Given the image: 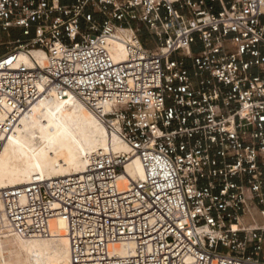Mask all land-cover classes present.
I'll return each instance as SVG.
<instances>
[{
	"label": "built area",
	"instance_id": "2783aa9c",
	"mask_svg": "<svg viewBox=\"0 0 264 264\" xmlns=\"http://www.w3.org/2000/svg\"><path fill=\"white\" fill-rule=\"evenodd\" d=\"M72 95L131 152L1 190V239L61 219L70 264H264V0H0V146ZM134 156L144 179L122 188Z\"/></svg>",
	"mask_w": 264,
	"mask_h": 264
},
{
	"label": "bare ground",
	"instance_id": "6f19581e",
	"mask_svg": "<svg viewBox=\"0 0 264 264\" xmlns=\"http://www.w3.org/2000/svg\"><path fill=\"white\" fill-rule=\"evenodd\" d=\"M109 51L116 63L126 61L127 51L122 42H111ZM33 57L40 65L46 64L44 53L35 51ZM21 60L27 65L33 63L26 54L21 55ZM75 122L79 131L74 128ZM81 133H86L88 139L83 140ZM98 151L131 152L127 143L118 134H111L76 96L43 99L23 115L17 128L0 146V191L25 186L37 179L50 181L81 175L89 157ZM143 179L140 159L131 157L121 176V187ZM53 230L55 237L51 239L0 238V264H70L66 223L61 219L53 221ZM131 250L133 245H123L116 247L115 253L126 255Z\"/></svg>",
	"mask_w": 264,
	"mask_h": 264
},
{
	"label": "rangeland",
	"instance_id": "374dc122",
	"mask_svg": "<svg viewBox=\"0 0 264 264\" xmlns=\"http://www.w3.org/2000/svg\"><path fill=\"white\" fill-rule=\"evenodd\" d=\"M141 38H142L143 41H145V40H147L148 37H147L146 34H143ZM4 40L7 42V39H4ZM194 51L197 52V49H194ZM74 128H75L77 131H79V129H78L79 127H78V124H77L76 122L74 123ZM81 138H82L83 140H85V139L87 140V139H88V135H87L86 133H81ZM6 256H7V255H6ZM7 258H8V257H7ZM0 261H1V257H0Z\"/></svg>",
	"mask_w": 264,
	"mask_h": 264
}]
</instances>
